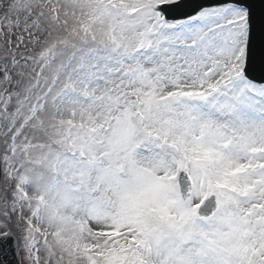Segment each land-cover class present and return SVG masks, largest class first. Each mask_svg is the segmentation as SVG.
Returning a JSON list of instances; mask_svg holds the SVG:
<instances>
[{"label": "snow or ice", "instance_id": "obj_1", "mask_svg": "<svg viewBox=\"0 0 264 264\" xmlns=\"http://www.w3.org/2000/svg\"><path fill=\"white\" fill-rule=\"evenodd\" d=\"M21 264H264V0H0V251Z\"/></svg>", "mask_w": 264, "mask_h": 264}, {"label": "water", "instance_id": "obj_2", "mask_svg": "<svg viewBox=\"0 0 264 264\" xmlns=\"http://www.w3.org/2000/svg\"><path fill=\"white\" fill-rule=\"evenodd\" d=\"M0 264H20L15 252L14 239L3 245L0 251Z\"/></svg>", "mask_w": 264, "mask_h": 264}, {"label": "rangeland", "instance_id": "obj_3", "mask_svg": "<svg viewBox=\"0 0 264 264\" xmlns=\"http://www.w3.org/2000/svg\"><path fill=\"white\" fill-rule=\"evenodd\" d=\"M19 260H20V257H19ZM20 263H21V260H20Z\"/></svg>", "mask_w": 264, "mask_h": 264}]
</instances>
